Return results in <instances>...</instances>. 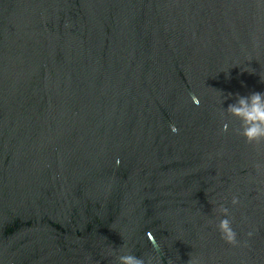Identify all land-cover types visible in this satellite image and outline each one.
Wrapping results in <instances>:
<instances>
[{"label": "water", "instance_id": "1", "mask_svg": "<svg viewBox=\"0 0 264 264\" xmlns=\"http://www.w3.org/2000/svg\"><path fill=\"white\" fill-rule=\"evenodd\" d=\"M261 77L264 0H0V264H264Z\"/></svg>", "mask_w": 264, "mask_h": 264}, {"label": "clouds", "instance_id": "2", "mask_svg": "<svg viewBox=\"0 0 264 264\" xmlns=\"http://www.w3.org/2000/svg\"><path fill=\"white\" fill-rule=\"evenodd\" d=\"M261 79L264 81V77H261ZM189 95L192 102L199 107V98L192 93ZM226 112L240 121V127L235 129V132L237 135L244 138L245 143L254 147L264 145V93L252 92L247 96L236 94L235 102L228 105ZM223 115L224 113L221 112L222 117ZM169 128L173 134L179 133V129L174 124H170ZM228 130L229 124L227 122L223 123L221 132H227ZM117 164H119V160L117 161ZM253 167L258 174L264 175V161L255 162ZM240 204V198L233 195L231 198V205L233 207H237ZM215 211L224 217L219 220L217 225L221 239L234 247L240 246L242 242L238 238V233L232 226L233 219L230 209L224 204H220ZM147 235L149 241L153 243L154 251L159 250L160 245L156 242L153 234L149 232ZM246 235L250 238L253 235V232L249 231ZM244 243H246V241H244ZM121 247L123 248L124 246L122 245ZM121 253L123 254L116 257V264H154V261H156V264H161L159 256L154 257L152 255H148L146 258H138L136 255L132 254L131 251ZM168 264H172L171 260H169ZM187 264H201V261L199 258H195L191 255V259L187 262Z\"/></svg>", "mask_w": 264, "mask_h": 264}]
</instances>
